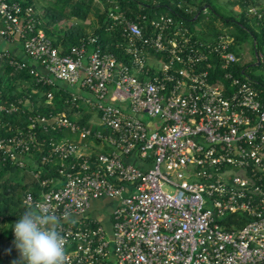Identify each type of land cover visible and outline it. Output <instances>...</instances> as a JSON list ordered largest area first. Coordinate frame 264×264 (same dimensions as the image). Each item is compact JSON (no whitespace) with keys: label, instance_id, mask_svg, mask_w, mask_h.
<instances>
[{"label":"built area","instance_id":"2783aa9c","mask_svg":"<svg viewBox=\"0 0 264 264\" xmlns=\"http://www.w3.org/2000/svg\"><path fill=\"white\" fill-rule=\"evenodd\" d=\"M93 1L110 4L108 21L122 26L123 58L92 34L63 52L36 6L0 0V32L28 56L0 49V61L51 86L49 104L54 90L69 94L67 110L47 113L34 110L30 94L0 96V112L25 115L0 136L2 160L31 166L40 184L24 203L56 216L64 264H264V81L245 76L246 66L232 70L246 62L225 29L206 40L180 15ZM248 11L264 16L253 4ZM255 60L264 64V52ZM217 63L222 71L212 75ZM84 106L108 131L78 121ZM65 128L80 139L43 136ZM50 164L56 173L44 176ZM105 198L115 200L110 225L91 212ZM236 213L247 218L242 226Z\"/></svg>","mask_w":264,"mask_h":264},{"label":"trees","instance_id":"16d2710c","mask_svg":"<svg viewBox=\"0 0 264 264\" xmlns=\"http://www.w3.org/2000/svg\"><path fill=\"white\" fill-rule=\"evenodd\" d=\"M24 4H32L37 7L36 0H19ZM44 3L43 15L41 13V27L52 38L55 46L60 47L63 52L82 41L83 38L90 35L84 31L81 22H74L67 16H72L79 20H86L93 8V0H47ZM242 5V12H233L231 14H224L217 9L211 0H117V2L124 8H131L136 12H147L149 14H162L161 9L168 10V14L180 15L187 19V23L192 31L200 38L211 40L215 38L224 29L230 32L236 40V46L242 43L252 41L254 49L260 51L261 44H264V16L259 18L257 15L248 11L250 4L256 5L259 11L263 12L264 7L261 6L259 0H238ZM210 4L209 14L203 13V8ZM110 4L103 3L97 13L98 25L91 33L98 36V44L102 50H109L116 53L119 58L124 57V34L121 25H111L107 19V13ZM192 9L191 11H188ZM62 12V13H61ZM200 20V27L197 28L196 21ZM96 45V44H95ZM247 64H235L232 70L236 74H242L243 68ZM8 73L10 75L7 84L3 85L0 78V96L2 100L11 99L20 95L26 94L34 103V110L42 112L67 110L69 104L67 98L69 94L63 89L54 90L55 96L52 103H48L47 93L52 89L51 86L44 84H36L33 77L27 71L16 72L8 66ZM216 73L221 72L218 63L214 68ZM13 76V77H12ZM24 78V81L32 80V88L37 89L33 92L31 87H25L24 90H18L16 87L17 78ZM28 112L31 111L30 107L26 108ZM70 112V111H69ZM70 116L75 115L70 112ZM25 115L21 113L7 114L0 112V136L9 134L11 128L17 124L24 122ZM78 121L83 124H88L92 129H102L108 131L106 128H101L97 124L88 120L86 114L78 117ZM64 131V130H63ZM63 131H50L44 133L46 138H54L56 140L65 136ZM98 143V141H96ZM38 155L37 152H35ZM57 165L50 164L48 169L44 172V176L55 174ZM21 169L27 171L31 169L20 168L8 162H4L0 155V219L5 221L8 226L4 234L8 237L11 236V225L18 219V215H22L25 210H33L24 203L25 195L28 192H33L38 195L40 192V184L37 179L33 178L31 181L24 182L26 174L18 176L17 172ZM237 219V225L242 226L246 223L247 218L240 213L232 214L230 217ZM19 250L14 245L12 248V256L8 257L6 261L13 258L18 260Z\"/></svg>","mask_w":264,"mask_h":264},{"label":"clouds","instance_id":"9594fccd","mask_svg":"<svg viewBox=\"0 0 264 264\" xmlns=\"http://www.w3.org/2000/svg\"><path fill=\"white\" fill-rule=\"evenodd\" d=\"M56 216L47 209L25 210L11 225L21 259L13 264H64L65 238L56 227Z\"/></svg>","mask_w":264,"mask_h":264},{"label":"rangeland","instance_id":"374dc122","mask_svg":"<svg viewBox=\"0 0 264 264\" xmlns=\"http://www.w3.org/2000/svg\"><path fill=\"white\" fill-rule=\"evenodd\" d=\"M259 1H260L261 6L264 7V0H259ZM46 2H49V1L47 0H36L35 1L37 8L42 13V15H43V10H44L43 5ZM211 2L217 7L219 11L227 15L233 13L234 11H237V12L240 11V9H238L239 7L236 6L237 5L236 0H211ZM102 4L103 2H96V1L93 2V8L86 20H79L70 15L67 16V18L71 19L74 22H81L84 28V31L88 34H91L98 25L97 13L99 9L101 8ZM160 12L168 13V10L162 8ZM200 22H201L200 20L196 21V25H198L197 28L200 27ZM237 49L239 53L241 54L243 61L246 62L247 64L245 76H251L255 81H258V80L264 81V64L256 65V60H255L256 59V54H255L256 49L253 48L252 41H248V42L238 45ZM260 50L264 52V44L263 45L261 44ZM25 86L32 88L33 86L32 80L30 79L27 82L25 81ZM128 111H131V109ZM141 117L145 121H149L150 119V117L146 113H143ZM100 127L104 128L101 125ZM63 133L67 137L73 138L75 140L80 139L79 134L72 132L70 129L65 128ZM89 141L91 142L90 143L91 145L93 146L97 145L95 140H89ZM84 143H86V141H82V145ZM17 173H18L17 174L18 176H22L26 174L24 182H27V181L29 182L33 178H35L33 174L29 170L27 171L26 169L24 170L21 169ZM7 226L8 224L5 221L0 219V264H13V261H14L13 258L6 261L8 257L12 256V248L15 245V242H14L15 240H13L12 238L4 234V231L7 228Z\"/></svg>","mask_w":264,"mask_h":264},{"label":"crops","instance_id":"0c3cea01","mask_svg":"<svg viewBox=\"0 0 264 264\" xmlns=\"http://www.w3.org/2000/svg\"><path fill=\"white\" fill-rule=\"evenodd\" d=\"M236 2H237L236 6L239 7V8L238 7L237 8L240 9V11H238V12H242V10H243L242 5L239 3L238 0H236ZM234 12H237V11H234ZM2 25H3V23L0 20V30H1ZM0 49H9V50L13 51L17 56L24 58V59H28V56L23 49L22 42L19 40L8 41L6 38H4V36H2L1 32H0ZM151 58H155V57H151ZM38 67H40V65ZM41 69L44 72H46V70L44 68L41 67ZM8 72H9L8 71V65L4 61H0V78L2 80L3 85L7 84L8 79L10 77ZM23 79L24 78H22V77L21 78L18 77L16 80V87L18 90H24L26 87L25 81ZM58 83L69 91H80L85 95L91 96L90 92H88L87 90H83L81 87H79L77 85L72 86V85L67 84L66 82H63V81H58ZM81 110H82V112L80 113L79 117L86 114L89 121L97 124L100 127L98 113L89 112L85 106ZM87 143L89 144V150L90 151L99 149L98 143H96L97 146L91 145L90 144L91 142L89 140H87ZM114 201L115 200L113 198L94 200L93 206L91 208V212L109 224V218H110L112 207L114 205Z\"/></svg>","mask_w":264,"mask_h":264},{"label":"water","instance_id":"95a60500","mask_svg":"<svg viewBox=\"0 0 264 264\" xmlns=\"http://www.w3.org/2000/svg\"><path fill=\"white\" fill-rule=\"evenodd\" d=\"M207 7H210V5H209V4H207ZM257 53H258V50L256 49V50H255V54H257ZM256 64H258V65H259V64H260V62H259V61H257V62H256Z\"/></svg>","mask_w":264,"mask_h":264}]
</instances>
